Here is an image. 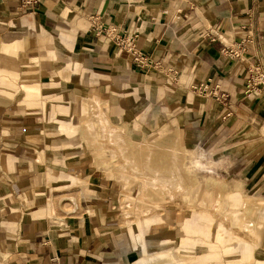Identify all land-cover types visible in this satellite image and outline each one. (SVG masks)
<instances>
[{"label":"crops","instance_id":"1","mask_svg":"<svg viewBox=\"0 0 264 264\" xmlns=\"http://www.w3.org/2000/svg\"><path fill=\"white\" fill-rule=\"evenodd\" d=\"M94 15L159 66L94 36ZM242 40L241 58L221 54ZM262 62L264 0H0V264H151L174 252L182 212L126 209L141 146L163 153L158 169L176 162L166 153L201 154L196 181L259 199L264 225V101L245 92ZM206 81L224 101L193 88ZM237 231L260 239L248 219Z\"/></svg>","mask_w":264,"mask_h":264},{"label":"rangeland","instance_id":"2","mask_svg":"<svg viewBox=\"0 0 264 264\" xmlns=\"http://www.w3.org/2000/svg\"><path fill=\"white\" fill-rule=\"evenodd\" d=\"M138 150L140 153L131 154L129 164H134V167L129 168L128 173L136 183L125 191L127 194L130 192L136 194V199L130 201L126 209H131L134 205L135 210L144 214L143 212L149 209L175 208L185 217L181 237L175 240V251L158 254L157 258L160 259L150 258L151 264L158 263L159 260L162 264H169L174 260L182 264H203L210 261H219L221 264H264V225L260 216L262 201L248 197H240L235 201L232 196L223 192L220 184L198 183L193 175L194 171L206 174L204 168H201L205 163V157L199 153L193 156L184 150L178 154L166 153L165 156L168 158L164 160L165 163L170 159L176 162H171L170 165L167 163V168L158 169L152 165L157 166L162 161L163 153H157V150L144 153L145 149L142 146ZM191 166H196L197 169L192 170ZM152 170L166 172L170 177L168 175L162 177V174L161 177L159 174L151 177L149 174H153ZM145 182H149L150 186L145 185ZM182 184L181 190L177 189V186ZM157 187L163 191L157 190ZM247 201L255 202L256 208L246 209L244 203ZM244 219L256 224L260 233L259 241L251 242L247 240L249 238L247 234L237 231V225ZM192 226H195L196 230L190 231ZM130 236L133 241L138 240V234L131 229ZM183 240L187 241L185 244L191 258L184 256ZM245 244H251L250 257L244 253Z\"/></svg>","mask_w":264,"mask_h":264},{"label":"built area","instance_id":"3","mask_svg":"<svg viewBox=\"0 0 264 264\" xmlns=\"http://www.w3.org/2000/svg\"><path fill=\"white\" fill-rule=\"evenodd\" d=\"M34 0H22L23 5L33 3ZM90 30L96 37H104L116 47L131 53L136 65L145 67L152 65L159 66V62H149L148 57L141 54L136 49L133 36H129L127 30H122L116 24L105 23L98 16H92L90 19ZM213 40V39H212ZM249 40H242L221 49V54L229 58H241L246 50V44ZM250 75L246 81L245 92L256 93V96L264 101V62L255 65H249ZM208 82H203L199 86H193L199 93L213 96L217 101H224L225 94L219 93L217 89H208Z\"/></svg>","mask_w":264,"mask_h":264}]
</instances>
